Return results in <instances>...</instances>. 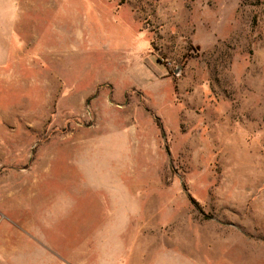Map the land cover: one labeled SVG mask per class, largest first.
I'll use <instances>...</instances> for the list:
<instances>
[{
	"label": "rangeland",
	"instance_id": "1",
	"mask_svg": "<svg viewBox=\"0 0 264 264\" xmlns=\"http://www.w3.org/2000/svg\"><path fill=\"white\" fill-rule=\"evenodd\" d=\"M17 4L0 264H264V0Z\"/></svg>",
	"mask_w": 264,
	"mask_h": 264
},
{
	"label": "crops",
	"instance_id": "2",
	"mask_svg": "<svg viewBox=\"0 0 264 264\" xmlns=\"http://www.w3.org/2000/svg\"><path fill=\"white\" fill-rule=\"evenodd\" d=\"M18 0H0V24H10L17 16Z\"/></svg>",
	"mask_w": 264,
	"mask_h": 264
},
{
	"label": "trees",
	"instance_id": "3",
	"mask_svg": "<svg viewBox=\"0 0 264 264\" xmlns=\"http://www.w3.org/2000/svg\"><path fill=\"white\" fill-rule=\"evenodd\" d=\"M190 201L193 202V204H195L194 201H193L192 199H190Z\"/></svg>",
	"mask_w": 264,
	"mask_h": 264
}]
</instances>
